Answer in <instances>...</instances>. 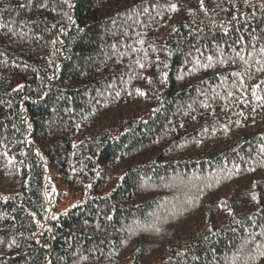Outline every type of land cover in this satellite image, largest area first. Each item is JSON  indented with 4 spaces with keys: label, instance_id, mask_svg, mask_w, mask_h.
I'll return each instance as SVG.
<instances>
[{
    "label": "trees",
    "instance_id": "1",
    "mask_svg": "<svg viewBox=\"0 0 264 264\" xmlns=\"http://www.w3.org/2000/svg\"><path fill=\"white\" fill-rule=\"evenodd\" d=\"M0 264H264V0H0Z\"/></svg>",
    "mask_w": 264,
    "mask_h": 264
},
{
    "label": "rangeland",
    "instance_id": "2",
    "mask_svg": "<svg viewBox=\"0 0 264 264\" xmlns=\"http://www.w3.org/2000/svg\"><path fill=\"white\" fill-rule=\"evenodd\" d=\"M56 185L55 192L62 193V203L58 205L56 210H53L51 214L48 216V220H52L58 217L61 214H66L72 208L81 206L86 200V196H74L65 186H59L58 183H54Z\"/></svg>",
    "mask_w": 264,
    "mask_h": 264
}]
</instances>
